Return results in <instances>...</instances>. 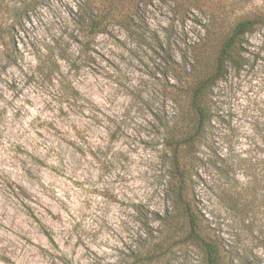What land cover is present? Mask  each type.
Instances as JSON below:
<instances>
[{"label":"rangeland","instance_id":"rangeland-1","mask_svg":"<svg viewBox=\"0 0 264 264\" xmlns=\"http://www.w3.org/2000/svg\"><path fill=\"white\" fill-rule=\"evenodd\" d=\"M204 1L210 12L191 7L180 15L170 0H143L84 47L76 29L82 0H0V264H120L145 224L166 244L181 239L152 220V212L180 211L167 197L164 134L172 122L176 136L186 133L187 109L176 116L165 88L175 84L171 68L184 65L191 80L208 75L229 25L264 17V0ZM243 38V67L228 68L211 90L187 199L223 258L235 233L248 262L264 264V225L227 223L224 206V154L264 155L256 149L264 19ZM199 39L197 64L189 48ZM52 59L59 71L47 66ZM257 217L264 220V208ZM173 250L199 263L188 243Z\"/></svg>","mask_w":264,"mask_h":264},{"label":"trees","instance_id":"trees-1","mask_svg":"<svg viewBox=\"0 0 264 264\" xmlns=\"http://www.w3.org/2000/svg\"><path fill=\"white\" fill-rule=\"evenodd\" d=\"M141 1L143 0H82L76 21L78 36L82 38L78 40L79 44L87 47L91 37L104 32L112 23L120 24ZM170 1L176 13L180 15L186 14L191 7L203 12L213 9V6L206 4L204 0ZM261 19L264 17H244L230 25L227 24L230 31L220 45L215 67L208 75L191 80V72H188L184 65L173 63L171 69L175 84H168L165 88L177 107L176 116L182 105H186L187 122L184 127L187 131L176 136L179 126L176 122L165 126L164 145L168 152L166 174L169 182H172L167 197L174 204L173 208L180 211L167 212L163 217L152 212V220L159 221L162 226L169 228L171 234L180 232L181 239L173 237L172 243L166 244L165 239L159 237V230L154 229L151 224H145L139 234L141 240L123 252L120 264H187L190 256L186 252L182 256H176L173 250V244L178 242L188 243L199 251L198 264H252L244 256L245 249L237 245L238 234L235 233L231 236H234V239L224 241L223 258L219 239L204 233L200 228L198 211L187 198L194 175L193 168L203 157L201 152H195L193 147L197 145L211 121V90L216 81L226 75L228 68L231 67L235 72L241 70L246 61L241 55L244 34L254 30ZM214 21L211 17L208 19L206 31H209ZM201 45L203 39L194 42L189 48L197 64L200 60ZM60 59L65 58L60 56ZM47 64L51 71H59L57 59L49 60ZM73 91L76 93L74 88ZM258 135L256 149L259 150L261 146V151L264 152V128L260 129ZM229 153L224 154L226 221L234 226H244L252 230L257 224L264 225V220L257 217L259 209L264 208V155L258 157ZM238 174L243 177L242 180L238 178ZM262 240L264 241V236ZM177 258L179 261H176Z\"/></svg>","mask_w":264,"mask_h":264}]
</instances>
